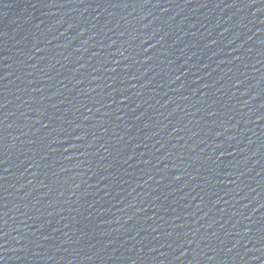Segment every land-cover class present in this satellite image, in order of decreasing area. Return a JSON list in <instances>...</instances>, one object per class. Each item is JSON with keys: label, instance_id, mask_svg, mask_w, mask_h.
<instances>
[{"label": "water", "instance_id": "water-1", "mask_svg": "<svg viewBox=\"0 0 264 264\" xmlns=\"http://www.w3.org/2000/svg\"><path fill=\"white\" fill-rule=\"evenodd\" d=\"M0 264H264V0H0Z\"/></svg>", "mask_w": 264, "mask_h": 264}]
</instances>
